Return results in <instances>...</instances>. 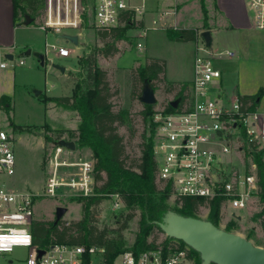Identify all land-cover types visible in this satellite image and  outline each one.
Returning a JSON list of instances; mask_svg holds the SVG:
<instances>
[{
    "label": "built area",
    "instance_id": "2783aa9c",
    "mask_svg": "<svg viewBox=\"0 0 264 264\" xmlns=\"http://www.w3.org/2000/svg\"><path fill=\"white\" fill-rule=\"evenodd\" d=\"M145 0H93V20L97 28L117 26L121 15L130 11L136 19L146 10ZM175 2L176 0H172ZM250 6L252 23L264 29V0H246ZM79 0H44L42 29L57 32L62 26L80 23ZM175 7L173 6V10ZM169 12H162L166 21ZM57 24V18H66ZM157 25V21H152ZM145 30L140 31L137 48L144 50ZM59 57H69L66 45L58 42L45 44ZM228 50L214 51L198 37L193 60V79L189 87V101L183 107L154 109L150 114L153 124V154L157 164V178L172 186L174 195L194 197L205 201L221 200L230 209V216L239 219L238 210L258 201L256 164L245 159L249 150H264V113L244 107L238 95L226 96L220 90L212 92V83L221 77L214 60L233 57ZM13 60V57L12 59ZM19 64L24 60L20 59ZM7 66L6 62L0 64ZM70 151L56 144L49 158L50 171L42 194L11 189L0 182V264H194L190 247L159 245L157 248L134 253L124 250L113 258L99 245L54 243L41 247L33 242L31 223L34 204L39 195L54 197L68 190L80 197L105 196L113 210L121 207L118 192L95 191V163L91 158H69ZM239 154L233 165L229 156ZM15 153L10 134L0 128V177L15 173ZM15 248H24V257L14 258ZM42 250V254L39 251ZM214 264V263H209Z\"/></svg>",
    "mask_w": 264,
    "mask_h": 264
},
{
    "label": "rangeland",
    "instance_id": "374dc122",
    "mask_svg": "<svg viewBox=\"0 0 264 264\" xmlns=\"http://www.w3.org/2000/svg\"><path fill=\"white\" fill-rule=\"evenodd\" d=\"M130 1L140 2V0ZM8 2L6 7L5 1L0 0V45L5 44L6 39L7 41H13L16 38L18 43L15 44L12 50L11 48L8 49L13 54V60H9L5 56L8 47L3 46V48H0V63H7L5 68L0 67V82L5 83L3 80L6 77L5 73H7V81L11 84L14 81L15 84L12 94L8 95L11 98L9 116L0 109V128L12 137L16 164L15 173L10 176H1L0 182L13 190L36 194L43 193L45 182L49 176V158L53 153L54 145L61 143L66 151L71 152L69 158H91L95 163L91 149L87 146H80L77 133H71L77 128L79 115L76 111L67 109L55 102L56 97L62 95L72 96L77 82L82 81L86 74L89 65L86 60L91 62L90 66L103 68L107 72L112 89L117 90V94L111 99L112 104L115 110H124L128 118L127 125L120 126L118 131L124 136L129 157L135 158L139 154L138 144L144 130L141 114L143 106L139 99L131 97L129 72L143 66L148 58H159L166 62L165 79L167 82L190 79L193 72L195 43L173 40L168 36L166 30L169 28L193 27L196 29L198 37H200V33L208 28L218 29L221 26L220 16H222L216 5V0H176L172 6L166 5L170 0H145L144 3L148 10L152 11L156 7H162L154 18L157 21V25L154 27L157 28L151 27L146 30L148 18L145 19V16H148L147 11L142 15H137L136 19L142 18L144 20V28L132 27L127 29L124 38L115 43L118 51L112 56L105 57L99 51L104 43L96 36L97 27L93 20L91 0H87L85 6L81 1L80 22L87 27L76 29L80 31L82 41L77 46L79 53L70 54L65 60L66 66L74 68L73 71L68 72L69 76L65 81L66 79L61 74L62 77L59 74L55 75L49 61L41 65L35 56L36 53L44 52V48L50 50L45 47L44 31L38 28L43 23L44 11L40 13L32 27L20 28L14 31ZM244 4L247 10L250 11L251 8L246 0H244ZM173 6L175 7L174 10ZM84 10L86 15L82 16ZM163 11L169 12L166 16L171 19V23H166L160 19ZM64 19L57 18L56 23L61 25L64 23ZM19 20L22 25H25L22 19ZM142 29L146 32L144 50L137 48ZM64 30L66 28L62 27L59 32L61 33ZM50 31L53 34L59 33L55 29H50ZM47 41H52L51 37L48 36ZM24 42H28L30 47L23 49L24 45L22 46L21 43ZM69 45L76 47L70 43L66 44L68 47ZM28 49H31V53L28 55L23 54ZM20 59L24 60L23 64L18 63ZM217 64L220 66L221 62H217ZM237 75L244 90H248L259 83L264 85V61L255 65L246 64L239 69ZM68 83L74 87L72 92L65 88L68 87ZM154 92L157 99L154 109L165 106L174 95L173 92L165 91L164 82H158L157 89ZM150 118V115H148L147 137L151 135ZM133 128L134 131L132 132ZM69 144H73V147L71 148ZM229 158L232 164L236 165L239 154L233 153ZM102 176H105V172L102 173ZM102 183L103 181L98 182L99 185ZM119 194L121 196V193ZM174 196L173 194L167 200L170 207L174 206ZM79 198L81 197L68 190H63L54 197L39 195L35 200L33 218L36 220H53L56 207L63 206L67 210L61 220L66 223L77 221L82 217V203ZM90 209L93 219L92 224L98 229L107 228L112 231L120 228L124 222V216L129 212L123 201L118 210H113L110 199L105 196H101V201ZM258 210L259 203L255 201L250 207L238 210L241 216L237 219L230 216L229 208L221 206L219 227L224 229L228 224L235 222L238 224V228L233 229L234 233L246 237L252 231L250 241L264 248L261 228L257 221L252 220L253 214ZM133 212V217L127 222L126 228L121 231L128 245L133 243L138 230L139 210L135 209ZM209 212L210 208L208 206H201L198 215L205 220ZM113 234H116V232H113ZM155 236L158 244L165 239L166 234L154 229L149 236V240H152ZM25 254L26 250L24 248H15L12 257L20 258L24 257Z\"/></svg>",
    "mask_w": 264,
    "mask_h": 264
},
{
    "label": "trees",
    "instance_id": "16d2710c",
    "mask_svg": "<svg viewBox=\"0 0 264 264\" xmlns=\"http://www.w3.org/2000/svg\"><path fill=\"white\" fill-rule=\"evenodd\" d=\"M85 6L87 0H81ZM13 22L21 24L19 19L24 21L25 16L31 19L30 24L36 22L38 16L44 9V0H12ZM91 7H93L91 3ZM84 9V8H83ZM93 11V10H92ZM43 14V13H42ZM86 11L82 12V16ZM70 16L64 20H70ZM64 24V23H63ZM80 27H87L83 23ZM132 27L143 28L142 20L135 19L133 12L126 11L121 15L117 26L110 28H97L96 36L104 43L100 48L103 56L114 55L118 48L116 41L124 38L127 29ZM168 36L176 41H194L197 38L195 28H169L166 30ZM86 70L83 80L77 82L72 96H59L55 102L67 109L76 111L79 115V123L76 130L80 146H87L91 149L95 158V191L97 193L119 192L122 201L129 210L124 216V222L119 229L112 231L107 228L98 229L92 224L91 207L101 201V196L81 197L82 217L77 221L66 223L63 220H36L31 223L33 242L41 247L54 243H72L99 245L105 247V254L113 258L124 250H132L139 253L143 250L157 248L159 245L184 247L182 240L166 236L161 243H156V236L149 240L154 229L163 232L159 226L164 223L168 211H173L185 217L200 218L199 208L208 206L210 212L205 220L219 227V211L221 200L205 201L194 197L174 196V206L170 207L167 200L174 194L172 186L157 178V164L153 154V124L150 120L151 135L146 136V125L148 115L154 110V104L142 103L141 111L144 123V130L138 144L139 154L130 158L126 151L124 136L119 133L118 128L127 125L128 118L124 110H115L112 104V97L117 94L113 90L108 79L107 72L100 67L90 66ZM166 62L159 58H148L143 66H139L129 72L131 82V97L140 100L144 83H149L152 89H157L158 82L165 83V91L173 92V98L165 104L171 108L170 102L179 98V107H183L189 101L190 83L188 82H167L165 79ZM260 92L255 94L238 95L244 107L255 109L258 106ZM0 109L9 115L11 110L10 97L2 94L0 96ZM134 131V128L131 130ZM245 159L250 158L256 164V176L258 183L259 210L252 216V220L258 222L262 231L264 243V150L251 151L245 145ZM105 172V176L102 173ZM103 181L102 184H98ZM163 185V186H162ZM162 186V187H161ZM139 210L138 230L132 244H127L121 231L126 228L127 222L133 217L134 210ZM238 224L230 223L224 228L227 232H233ZM116 232V234H113ZM252 231L246 236L251 239ZM257 245V243H254ZM190 254L194 258V264H201L199 252L190 247Z\"/></svg>",
    "mask_w": 264,
    "mask_h": 264
},
{
    "label": "crops",
    "instance_id": "0c3cea01",
    "mask_svg": "<svg viewBox=\"0 0 264 264\" xmlns=\"http://www.w3.org/2000/svg\"><path fill=\"white\" fill-rule=\"evenodd\" d=\"M4 1H5V5L7 7L8 0H4ZM65 1L69 2L70 0H61V6L62 7L64 6ZM9 2H8V6H9V9L11 10V17H12V22H13L12 0H9ZM131 2H133V1H131ZM91 3L93 5V0H91ZM174 3L175 2L170 0V2L167 3L166 5L172 6V5H174ZM79 4L81 6V0H79ZM216 5L218 7V10L221 12L220 15L222 14V16H220V21H221L220 25L221 26L218 29H214V28H212V29L208 28L207 29V30H210L211 36H212L211 49L214 51L228 50L230 52H233L234 56L230 57V58H223V59L214 60L215 66L221 70V77L212 83V92H216L217 90H220L226 96L255 94L257 92H260V96L257 100L258 106L256 108L264 113V85L259 83V84H256L254 87H252L248 90H244V89H242L243 86L241 85L239 78H238V75H237L239 73V69L241 67H244L246 64L255 65V64H258V63L264 61V29H257L254 27V25L252 23V17H251L250 11L247 10V8L244 4V0H216ZM161 8L162 7H156V9L152 10V11L148 10V9L146 10L147 11L146 14L149 16V17L145 16V19L148 18L147 19L148 21H146V23H147L146 24V30L151 28V27L157 28V27H154L152 21L158 15V12ZM91 9H92V7H91ZM139 20H142L143 23L145 24V22L142 18H140ZM165 22L171 23V19L168 18V19H166ZM80 24H81V22L79 23V25L77 27L69 26V25L68 26H62V27H65L66 30L62 31L61 33L77 35L78 36V44H79L82 41L81 40L82 36H81L80 31H78L76 29L78 27H80ZM12 25H13L12 28L14 29V31L17 29H20V28H26V27H32L33 26L32 24H30V25H26V24L25 25H22V24L16 25V24H14V22L12 23ZM168 25L170 26V24H168ZM38 28L40 30L44 31V33H45V38H46L45 44L47 42H49V43L50 42H58L62 45H66L68 43L59 37L60 32L57 34H53L50 31V29H52V28L42 29L40 27V25ZM183 28H185V27H183ZM188 28H193V27H188ZM161 29H164V28H161ZM48 36L51 37L52 41H47ZM197 39H198V33H197L196 40L190 41V42L195 43L194 56L196 53ZM5 42H6L5 44L0 45V48H3V46L8 47V48H6L7 50L10 48L12 50L14 48L15 44L18 43L16 38H15V40L13 39V41L12 40L7 41V39H6ZM186 42H189V41H186ZM21 45L22 46L24 45L23 49L30 47V44L28 42L21 43ZM73 46H75V45H73ZM77 46L72 47L69 45V47L68 46L67 47L70 49L71 54H77V53H79V48ZM144 48H145V46H144ZM28 50L31 51V49H28ZM26 51H24L23 54H25ZM39 53H42L44 55V63L43 64H41L40 60L35 55L36 58L38 59V61L40 62V64L44 65L47 63V61H49L50 65H52V67L55 71V75L57 76V74H59V75L61 74L66 79L65 81H67V78L69 76L68 72L73 71V69H74L72 66H66L65 60L68 57H59V56L55 55L53 52L46 50V48H44V52L41 51ZM80 53H81V51H80ZM8 55L13 56L12 52H10L9 50L7 51V53L5 55L6 58ZM9 60H11V59H9ZM193 60H194V58H193ZM217 62H221L222 66H221V64H220V66H218L219 64H217ZM32 63L34 64V62H32ZM53 64L63 65L65 67L64 72H60L57 68H55L53 66ZM5 67H1V68H5ZM61 75H60V77H62ZM5 76L7 77V78L5 77L3 80L5 83L0 82V84H1L0 85V88H1L0 89L1 90L0 96L2 94H5V95L12 94V91L14 89V85H15L14 81H12V84H11L9 81H7L8 80V74L7 73H5ZM11 77H13V75H11ZM192 79H193V72H192V76L190 79L178 80V81L179 82H188L191 85ZM65 81H63V82H65ZM65 88L70 90L69 92H72L74 89L72 84L69 85V83H68V87H65ZM45 96H48V95H45ZM62 96H67V95H62ZM10 101H11V98H10Z\"/></svg>",
    "mask_w": 264,
    "mask_h": 264
},
{
    "label": "water",
    "instance_id": "95a60500",
    "mask_svg": "<svg viewBox=\"0 0 264 264\" xmlns=\"http://www.w3.org/2000/svg\"><path fill=\"white\" fill-rule=\"evenodd\" d=\"M31 19L25 16L24 24H30ZM207 47L212 44L210 30H204L200 33ZM59 37L64 41L75 46L78 45V36L74 34L62 33ZM31 51L27 50L26 55ZM44 63L42 53L35 54ZM12 55L7 58L12 59ZM60 72H64L65 67L60 64H53ZM39 93V92H37ZM140 101L144 104L153 105L157 99L155 92L149 83H144ZM180 99L177 98L170 102L173 108L178 106ZM61 145V143H58ZM72 148L73 144H69ZM67 208L58 206L55 209L54 221L61 220ZM161 230L166 236L182 240L187 246L199 252L201 264H264V248L257 246L239 234L227 232L224 229L217 228L211 222L195 217H185L173 211H168L164 223L159 224ZM42 254V250L39 251Z\"/></svg>",
    "mask_w": 264,
    "mask_h": 264
}]
</instances>
